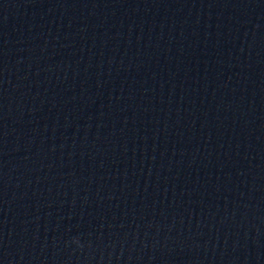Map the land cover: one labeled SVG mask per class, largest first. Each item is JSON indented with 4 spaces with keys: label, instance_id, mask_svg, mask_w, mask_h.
<instances>
[{
    "label": "water",
    "instance_id": "1",
    "mask_svg": "<svg viewBox=\"0 0 264 264\" xmlns=\"http://www.w3.org/2000/svg\"><path fill=\"white\" fill-rule=\"evenodd\" d=\"M0 264H264V0H0Z\"/></svg>",
    "mask_w": 264,
    "mask_h": 264
}]
</instances>
